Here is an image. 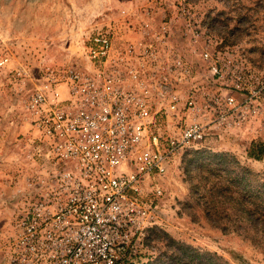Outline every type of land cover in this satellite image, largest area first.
I'll return each instance as SVG.
<instances>
[{
	"label": "rangeland",
	"instance_id": "374dc122",
	"mask_svg": "<svg viewBox=\"0 0 264 264\" xmlns=\"http://www.w3.org/2000/svg\"><path fill=\"white\" fill-rule=\"evenodd\" d=\"M107 28L120 50L133 44L122 65L143 75L153 108L178 104L168 118L160 111L163 124L207 128L156 181L163 194L133 264H171L187 250L196 263L210 253L264 264V232L213 193L233 186L228 173L238 170L264 180V0H0V264H11L17 213L50 167L32 142L26 99L51 70L90 71L84 41Z\"/></svg>",
	"mask_w": 264,
	"mask_h": 264
},
{
	"label": "built area",
	"instance_id": "2783aa9c",
	"mask_svg": "<svg viewBox=\"0 0 264 264\" xmlns=\"http://www.w3.org/2000/svg\"><path fill=\"white\" fill-rule=\"evenodd\" d=\"M133 47L120 50L111 30L99 29L84 41L90 71L51 70L27 97L31 139L50 167L17 213L11 264H133L163 194L156 181L185 149L205 140L200 121L163 124L164 108L154 109L138 82L143 75L122 65ZM211 68L214 75L222 71ZM234 101L228 96L225 104ZM177 105L163 111L167 118Z\"/></svg>",
	"mask_w": 264,
	"mask_h": 264
},
{
	"label": "trees",
	"instance_id": "16d2710c",
	"mask_svg": "<svg viewBox=\"0 0 264 264\" xmlns=\"http://www.w3.org/2000/svg\"><path fill=\"white\" fill-rule=\"evenodd\" d=\"M222 167H225L224 164ZM241 171L247 174H241ZM228 174L234 183L233 186H219L213 190L214 195L220 196L223 201L231 202L238 218L249 221L257 230L264 232V180L253 179L248 170H238L235 176ZM201 256L197 255L202 259L196 263L194 251L187 250L185 256L175 251L171 256V264H227L210 253H203Z\"/></svg>",
	"mask_w": 264,
	"mask_h": 264
}]
</instances>
